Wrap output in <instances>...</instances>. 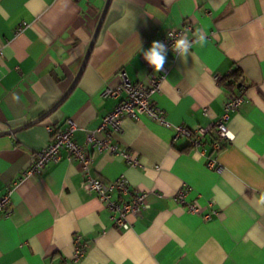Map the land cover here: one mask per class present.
Instances as JSON below:
<instances>
[{
    "label": "crops",
    "instance_id": "1",
    "mask_svg": "<svg viewBox=\"0 0 264 264\" xmlns=\"http://www.w3.org/2000/svg\"><path fill=\"white\" fill-rule=\"evenodd\" d=\"M105 2L0 0V132L34 120L63 96ZM184 23L189 56L167 51L162 71H154L142 49ZM198 30L206 33L202 45ZM236 68L243 101L230 113L231 139L221 150L213 149V130L194 147L145 115L124 118L110 138L138 167L87 142L117 101L101 92L118 82L119 70L144 83L164 73L152 101L169 122L195 129L215 121L239 93L219 80ZM67 119L77 125L73 139L90 156L93 176H123L131 190L148 192L147 208L129 216L128 229L113 225L104 203L82 188L81 164L64 150L40 174L23 176L49 142L48 128ZM11 185L10 215L0 217V264H264V0H111L66 98L42 121L0 134V196ZM182 189L198 214L176 199Z\"/></svg>",
    "mask_w": 264,
    "mask_h": 264
},
{
    "label": "built area",
    "instance_id": "2",
    "mask_svg": "<svg viewBox=\"0 0 264 264\" xmlns=\"http://www.w3.org/2000/svg\"><path fill=\"white\" fill-rule=\"evenodd\" d=\"M189 28L190 26L184 23L180 28L168 29L160 42L167 46V51L176 53L172 48L174 40L185 34ZM169 33L172 34L171 39L169 38ZM1 57L2 50L0 49ZM116 78L118 82L115 85L106 86L101 92L104 97L116 99L115 105L110 112L102 117L101 123L97 128L87 132V142L97 151H104L111 155H122L130 166H140L134 154L128 153L118 144L110 142L112 135L122 132V121L124 118L137 119L140 115H145L151 120L171 128L174 140L186 138L189 144L194 147L200 146L204 136L211 130L216 134V140L212 143L215 151L221 150L225 142L230 141L231 137L226 124L230 113L238 109L243 101V88L237 94H230L223 105L222 114L215 121L203 127L190 129L183 125L169 122L163 110L152 101V95L159 89L164 73L159 76L151 74L147 83L132 82L123 70H119L116 73ZM204 114L207 115L206 109ZM76 129L77 125L71 119L66 120L63 128L49 127V142L45 147L35 152L33 162L23 172V176L32 177L40 174L48 163L55 162L58 159L60 150H64L67 153L68 160H77L81 164L82 188L86 192L96 194L104 203L109 211V217L113 225L124 230L128 229L130 227L129 216H137L141 210L147 208L148 192L131 190L123 176L111 182H104L93 176L90 173V156L73 139V133ZM97 134H102L103 136L98 137ZM11 191L12 185L8 186L4 194L0 196V217L10 215ZM113 195H116V197H113ZM176 199L180 203L185 204L190 212L199 213V208L185 200L184 189L176 194ZM208 217L209 215L204 216V218ZM84 246V244H80L75 248L72 256L75 261L84 253Z\"/></svg>",
    "mask_w": 264,
    "mask_h": 264
},
{
    "label": "clouds",
    "instance_id": "3",
    "mask_svg": "<svg viewBox=\"0 0 264 264\" xmlns=\"http://www.w3.org/2000/svg\"><path fill=\"white\" fill-rule=\"evenodd\" d=\"M195 36V43L202 45L206 42V33L198 30L197 33H195ZM169 38H172L171 33H169ZM192 44L193 41L189 40L187 34L185 33L174 40L172 48L179 55V57L184 60L189 56ZM142 51L144 59L150 66H152L154 71L161 72L166 62L167 46L162 42L154 41L148 50L144 51L142 49Z\"/></svg>",
    "mask_w": 264,
    "mask_h": 264
},
{
    "label": "water",
    "instance_id": "4",
    "mask_svg": "<svg viewBox=\"0 0 264 264\" xmlns=\"http://www.w3.org/2000/svg\"><path fill=\"white\" fill-rule=\"evenodd\" d=\"M110 1L111 0H106L105 2V5L101 11V14L99 16V20H98V23H97V26L92 34V38L90 40V43H89V46H88V49H87V52L83 58V61L81 63V66H80V69L76 75V77L74 78L73 82L71 83V85L69 86V88L67 89V91L63 94V96L52 106L50 107L46 112H44L43 114H41L39 117L35 118L34 120H31L25 124H22L21 126H18L16 128H12V129H9V130H5V131H1L0 134H7L9 132H14L16 130H20L22 128H25V127H28L30 125H33L35 123H38L40 121H42L44 118H46L49 114H51L60 104L61 102L66 98V96L69 94V92L73 89V87L76 85L82 71L84 70V67L86 65V62L88 60V57H89V54L91 52V49H92V46L94 45L95 41H96V38L98 36V33L100 31V28L102 26V23L104 21V18H105V15H106V12H107V9H108V6L110 4Z\"/></svg>",
    "mask_w": 264,
    "mask_h": 264
},
{
    "label": "trees",
    "instance_id": "5",
    "mask_svg": "<svg viewBox=\"0 0 264 264\" xmlns=\"http://www.w3.org/2000/svg\"><path fill=\"white\" fill-rule=\"evenodd\" d=\"M220 82L230 90H234L236 88L240 90L245 86V81L243 80L242 74L238 68L234 69L229 75L222 77Z\"/></svg>",
    "mask_w": 264,
    "mask_h": 264
}]
</instances>
